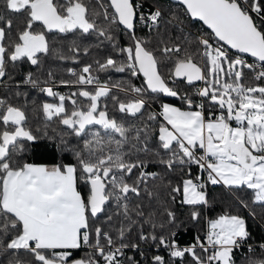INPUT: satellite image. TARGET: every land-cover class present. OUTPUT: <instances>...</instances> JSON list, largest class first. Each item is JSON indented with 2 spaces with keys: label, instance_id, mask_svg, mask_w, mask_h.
Here are the masks:
<instances>
[{
  "label": "snow or ice",
  "instance_id": "snow-or-ice-1",
  "mask_svg": "<svg viewBox=\"0 0 264 264\" xmlns=\"http://www.w3.org/2000/svg\"><path fill=\"white\" fill-rule=\"evenodd\" d=\"M174 3L0 0V264H236L243 248L245 264H264V242L250 243L247 220L233 210L258 205L264 215V0ZM193 21L209 32L193 31ZM118 33L128 36L124 46ZM46 57L82 65L59 80L75 91H56L51 70L45 80L13 75ZM111 71L142 75L143 86L101 79ZM23 86L56 101L38 105L42 128L15 102L28 96ZM153 94L182 106L149 111ZM52 123L77 144L49 134ZM45 139L74 159L32 162ZM210 186L233 203L182 244L186 223L205 219Z\"/></svg>",
  "mask_w": 264,
  "mask_h": 264
},
{
  "label": "trees",
  "instance_id": "trees-1",
  "mask_svg": "<svg viewBox=\"0 0 264 264\" xmlns=\"http://www.w3.org/2000/svg\"><path fill=\"white\" fill-rule=\"evenodd\" d=\"M145 7L152 3V0H144ZM168 3H171L172 7H178L174 2L167 0ZM93 3H95V0H93ZM11 18L15 22L16 27H21L24 24V19L22 16H16L14 14L11 15ZM183 18V17H182ZM193 31H196L198 29H202L204 32H209L207 28H205L200 22L193 21ZM142 27V26H141ZM146 29L140 32V35H145ZM117 38L122 46L127 44L128 36L126 34L118 33ZM72 37L69 35L66 39H61L59 41L60 44H68L70 43ZM85 60H89L90 58H84ZM82 65H78L75 63H72L71 61H59L55 58L46 57L44 59L43 64L40 66V68H37L36 66H31L27 62L21 64L16 71L13 73L15 75L17 80H20L23 75L26 72H33L39 76L41 80L47 79V71L51 70L55 76V79L57 81V85L55 87V90L63 93H68L70 91H75V87L68 88L65 86L59 85V80L65 79H74L68 72V68H79ZM101 79H108L111 78L112 81H123L128 82L131 80V82L135 86H143V77L136 76L132 77L129 72L125 71L123 73H117L114 71H111L109 73H100ZM199 83L201 86L202 84ZM179 87L182 91H189L191 92L192 89L190 87H185L183 82H180ZM22 90L28 93V96L25 98H19L15 102L19 104H25L27 105V111L29 115L30 120V126L33 128H42L46 125L45 118L43 116V113L39 110L38 105L47 100L48 102H56L53 98L47 97L45 94L40 93L36 89H32L30 86H23ZM5 90L0 89V94H3ZM121 99H130L131 96H125L123 93H119ZM151 104L149 107V111H157L159 103L162 101H170L173 102L179 106H182V102L175 97H168L156 94H153L149 97ZM35 102V104L33 103ZM133 123L136 122L135 119L132 120ZM55 132L56 134H64L66 136V139L69 141V146H74L77 144V139L72 137L71 135L67 134V130L60 126L58 123H52L49 126V134H52V132ZM54 143H58V141H51V140H42L38 142L37 144L33 145L32 151L29 152L28 158L35 163H58L61 159H64L66 162L69 160H73L74 157L71 155V153H61L60 150L57 148L53 150ZM197 169L193 167V172L195 173ZM210 193V205L203 208V216L205 219H202L198 224L195 222H187L185 226V231H183L180 234V242L182 244H188L194 241L195 236L197 234L203 235L202 229L206 227L205 220L206 219H212L218 216L222 213L225 209V205L229 203H233L230 198L226 197L224 195L225 189L223 186H210L209 188ZM248 195H251V193H248ZM233 210L235 212L240 213L242 216L245 217V219L248 222L249 230L252 233V240L250 243H260L264 242V230L262 228L264 224V215H261L262 212L261 208L258 205L253 206L250 209H243L239 205H236L233 203ZM252 210H255L258 215L255 217L251 216L250 213ZM181 214V220H186L187 218V207L180 209ZM146 247V245L141 242V250H143ZM86 251V250H85ZM85 251L79 252L80 256H83L85 254ZM247 249L243 248L240 251L235 253V259L236 264H245V256L242 255V253H246ZM155 253L154 249H150L146 255L151 256ZM159 254L165 255L163 251H160ZM127 256H136L137 259L143 260L144 257L137 256L136 250H128L126 251Z\"/></svg>",
  "mask_w": 264,
  "mask_h": 264
},
{
  "label": "crops",
  "instance_id": "crops-1",
  "mask_svg": "<svg viewBox=\"0 0 264 264\" xmlns=\"http://www.w3.org/2000/svg\"><path fill=\"white\" fill-rule=\"evenodd\" d=\"M162 102H167V103H172V104H175V103H173V102H170V101H162ZM161 103V102H160ZM160 103H159V105H160ZM175 105H177V104H175ZM177 106H179V105H177ZM157 111H159V106H158V109H157ZM43 164H49V165H51V164H53V163H43Z\"/></svg>",
  "mask_w": 264,
  "mask_h": 264
},
{
  "label": "built area",
  "instance_id": "built-area-1",
  "mask_svg": "<svg viewBox=\"0 0 264 264\" xmlns=\"http://www.w3.org/2000/svg\"><path fill=\"white\" fill-rule=\"evenodd\" d=\"M148 9V6H146L145 7V10H147ZM249 60H250V62H251V58H248ZM201 85L199 84V83H197V87H200ZM64 94V93H63ZM262 228H263V230H264V224H263V226H262Z\"/></svg>",
  "mask_w": 264,
  "mask_h": 264
},
{
  "label": "water",
  "instance_id": "water-1",
  "mask_svg": "<svg viewBox=\"0 0 264 264\" xmlns=\"http://www.w3.org/2000/svg\"><path fill=\"white\" fill-rule=\"evenodd\" d=\"M170 1H172V2H174V0H170ZM201 23V22H200ZM202 24V23H201ZM204 26V25H203ZM205 28H207V26H204ZM209 30V29H208Z\"/></svg>",
  "mask_w": 264,
  "mask_h": 264
}]
</instances>
